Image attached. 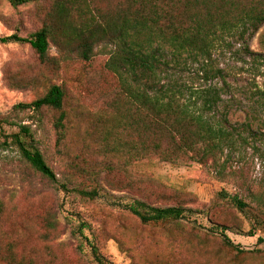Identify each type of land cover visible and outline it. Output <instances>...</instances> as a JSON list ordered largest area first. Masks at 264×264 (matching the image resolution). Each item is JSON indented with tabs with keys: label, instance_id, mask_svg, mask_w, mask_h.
<instances>
[{
	"label": "rangeland",
	"instance_id": "1",
	"mask_svg": "<svg viewBox=\"0 0 264 264\" xmlns=\"http://www.w3.org/2000/svg\"><path fill=\"white\" fill-rule=\"evenodd\" d=\"M52 3L14 6L0 0V38L39 29ZM108 50L96 47L89 60L63 59L51 43L52 60L43 62L27 43L0 41V118L8 120L0 124V140L27 124L57 177L49 180L15 146L0 144V264H98L90 241L106 264H264V242L257 240L264 237V140L227 151L231 158L223 167L114 155L104 147L113 141L105 134L114 116L109 101L118 90L105 67ZM213 53L212 66L222 70L225 83L214 74L208 82L227 91L210 116L238 129L248 125L242 135L264 132V24ZM200 69L190 58L173 79L182 86L204 85ZM54 84L65 91L63 128L55 124L59 110L14 109ZM91 190L96 195L82 193ZM222 191L237 194L246 207L239 209ZM137 199L189 211L177 221L145 224L126 207ZM80 224H86L82 235L74 233ZM225 237L243 251L226 245Z\"/></svg>",
	"mask_w": 264,
	"mask_h": 264
},
{
	"label": "trees",
	"instance_id": "2",
	"mask_svg": "<svg viewBox=\"0 0 264 264\" xmlns=\"http://www.w3.org/2000/svg\"><path fill=\"white\" fill-rule=\"evenodd\" d=\"M9 1L18 6L32 0ZM263 24L264 0H53L39 29L25 36L12 33L0 41L27 43L43 62L52 60L48 53L51 43L63 59L76 56L82 60L91 59L96 47L109 46L105 67L116 77L118 90L109 101L114 116L105 134L113 141L106 140L104 147L129 160L155 156L175 164L191 159L223 167L231 158L227 151L249 144V140H264V132L242 135L248 125L238 129L225 118L210 116L227 91L224 85L208 82L214 74L225 83L222 70L212 66L213 52L228 46L230 40L240 42ZM190 58L199 61L204 85L182 86L173 79ZM259 93L264 96V90ZM64 99L63 87L54 84L43 96L17 103L14 109L59 110L55 124L61 129L66 117ZM1 122L8 120L0 118ZM0 144L15 146L32 168L57 182L34 146L27 124L5 135ZM224 155L223 164H219ZM82 193L94 196L97 191ZM220 195L239 209L247 205L237 194L222 191ZM126 207L145 224L177 221L189 211L178 205L153 206L139 199ZM46 225L52 227V220H46ZM85 226H76L74 233L82 235ZM257 240L264 242V237ZM224 242L243 251L227 237ZM89 246L94 260L106 264L98 246L91 241ZM7 259H13L11 252Z\"/></svg>",
	"mask_w": 264,
	"mask_h": 264
}]
</instances>
